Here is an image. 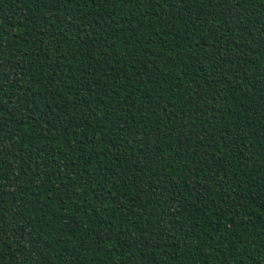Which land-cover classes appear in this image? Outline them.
<instances>
[{
    "label": "trees",
    "instance_id": "trees-1",
    "mask_svg": "<svg viewBox=\"0 0 264 264\" xmlns=\"http://www.w3.org/2000/svg\"><path fill=\"white\" fill-rule=\"evenodd\" d=\"M0 264H264V0H0Z\"/></svg>",
    "mask_w": 264,
    "mask_h": 264
}]
</instances>
